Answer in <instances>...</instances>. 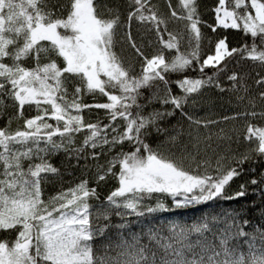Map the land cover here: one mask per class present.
Masks as SVG:
<instances>
[{"label": "snow or ice", "instance_id": "snow-or-ice-1", "mask_svg": "<svg viewBox=\"0 0 264 264\" xmlns=\"http://www.w3.org/2000/svg\"><path fill=\"white\" fill-rule=\"evenodd\" d=\"M167 3L170 17L184 22L182 30H168L153 0H126V15L111 0H0V120H6L0 127V231L16 234L0 240V264H264V171L228 193L235 179L256 173L252 165L264 168V127L249 119H264V109L255 111L250 100L252 110L222 118L245 121L243 140L254 144L245 152L231 148L239 134L233 141L220 129L216 140L226 143L224 151L211 135L190 133L182 141L180 121L171 123L177 113L197 128L220 123L185 111L206 88L247 98L248 85L229 65L251 61L264 68V0H217L212 24L201 19L198 0H178L179 12ZM133 23L155 39L137 43ZM201 25L212 33L239 31L244 43L230 47L227 36L213 43ZM205 40L211 54L202 56ZM125 42L139 67L118 51ZM254 83L264 103V74ZM97 94L105 102H83ZM26 106L36 114L25 116ZM91 109L104 110L107 123L86 121L83 113ZM16 120L23 125L12 130ZM60 154L77 167L96 161L95 184L111 176L118 186L99 201L85 177L45 199V184L63 182L52 160ZM102 156L109 157L103 164ZM248 185L258 187L261 200L247 210L209 214L190 225L140 219L236 200L249 195ZM154 194L170 197L171 205L159 196L146 203ZM93 198L99 203H90ZM248 211L259 214L256 223Z\"/></svg>", "mask_w": 264, "mask_h": 264}, {"label": "trees", "instance_id": "trees-1", "mask_svg": "<svg viewBox=\"0 0 264 264\" xmlns=\"http://www.w3.org/2000/svg\"><path fill=\"white\" fill-rule=\"evenodd\" d=\"M111 3L114 5H118L120 7V11L126 15V0H111ZM153 3L157 6L159 14L166 20H168V30L169 31H180L183 28L184 22L181 20H174L170 17V12L168 8L167 0H153ZM217 0H198L199 4V14L203 21H206L207 24H212L214 22V13L212 9L216 6ZM172 7L175 8L178 12L180 11L178 7V0H171ZM201 30L206 37H210L213 41L218 37L227 36L230 47H239L242 43H244L243 33L236 30H224L218 29L216 33H212L211 30L205 26L201 25ZM133 37L137 40V43H141L142 38H152L155 39L154 33L146 32L145 28L133 23L132 27ZM146 54L152 51L151 48L144 49ZM118 51L121 55L130 62L137 63V67H139V63L136 60L135 54L132 49L125 42L120 45ZM204 54H211V47L208 44V41L205 40L202 44V56ZM29 66L31 65V61L28 62ZM231 70H236L240 73L243 78V82L248 85V93L247 98L240 102L236 98V94L231 91L228 92H219L215 88H206L204 89L199 97H197V102L193 104L191 101L186 106L185 111H187L193 118L200 120H214L220 121V123L212 124L208 128L200 127L197 128L195 125L190 124L186 119H182L177 113V117L173 118L171 123L177 124V120L180 121L178 128H182L183 132L181 135V140L186 142L189 134L199 135L201 137L211 135L213 137V141L224 143L225 147L222 149L224 151L227 150V146L225 142L217 141L216 136L219 133L223 135L227 133L232 135L233 141H235L236 135L240 136V143L233 142L231 144V148L234 151L245 152L250 147H253L254 144L249 145L243 140V136L246 132V124L243 119L240 120H228L223 121L224 116H231L236 112L244 111V110H252L251 105L249 103L250 100H254L256 104L255 111L259 112L264 109V103L259 100L258 93L260 89H258L254 83L256 79V74L259 72L264 74V68H261L257 64H253L251 61H244L239 65L235 63L229 65ZM208 74H212L214 71L211 68L205 70ZM187 75H198V73L188 72ZM221 82L225 87H229V84L225 77H221ZM178 93V89H174ZM241 95L244 93L241 92ZM106 98L97 94L95 97L91 95H84L83 102L88 104L93 103H102L105 102ZM9 113L13 112L14 109H9ZM34 107L29 108L26 106L25 116L35 115ZM86 121L95 122L97 119L104 120L105 112L102 109H91L85 110L83 113ZM252 119V123L264 127V119L259 116ZM55 123L54 121H50ZM107 123L106 120H104ZM6 123V120H0V127H3ZM23 125V120H16L12 123V130H15L18 126ZM220 129H224V133H220ZM83 139V133L77 136V143H80ZM154 143H158L153 138ZM124 150L128 151L129 146L127 144L124 145ZM167 154V148L164 149ZM108 156H102L100 158L99 163L103 164L108 159ZM53 163H55L58 167L61 168L63 172V182H53L47 183L43 186V194L44 198L47 199L50 196L55 195L61 189H68L72 187L75 183H78L80 179L87 177L90 180V186H95L97 188V194L99 196V201H103L107 195L110 194L112 190H114L118 184L117 180L114 177H108L105 181L101 182L99 185L95 184V167L96 161L88 160L81 161L79 167L75 166L74 160H66L63 154L57 155L52 158ZM85 164H87V169L85 168ZM249 165H245V169H247ZM257 169L255 174L245 173L241 177L235 179L231 187L228 189V193L232 194L239 189V185L248 181L252 175L258 176L261 171H264V168L260 166L259 163L252 165ZM264 187V185L260 186ZM256 189L255 194L253 195V190ZM249 195L245 197H241L236 200H220L215 202H208L206 204H200L195 206H190L185 209H179L172 212H163L157 213L154 217L149 218H140L143 220L144 224H148L151 221H155L159 224H164L166 221H176L179 223H183L186 225H190L194 222H198L202 217L208 216L209 214H221L223 212H231L233 210H247L250 207L252 202L257 204L260 203L261 194L257 186L248 185ZM159 196L164 199L167 204L171 205L172 201L170 197H167L165 194H154V199L151 201H146V203L155 204V197ZM96 199H92L90 203L93 205L99 203ZM247 215L252 220L253 223L257 222L258 213L255 211H248ZM129 220L137 221L136 217H128ZM113 221L115 223H119L120 220L118 217H113ZM99 223H103V221H99ZM139 229V223L133 224V230ZM15 232H2L0 231V240L8 239L12 240L15 238Z\"/></svg>", "mask_w": 264, "mask_h": 264}]
</instances>
